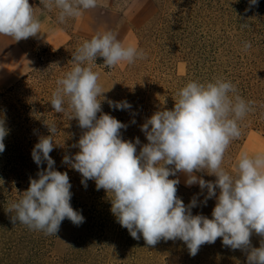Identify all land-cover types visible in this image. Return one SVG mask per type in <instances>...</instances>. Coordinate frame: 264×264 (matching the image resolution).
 Here are the masks:
<instances>
[{
	"label": "rangeland",
	"instance_id": "1",
	"mask_svg": "<svg viewBox=\"0 0 264 264\" xmlns=\"http://www.w3.org/2000/svg\"><path fill=\"white\" fill-rule=\"evenodd\" d=\"M171 1L168 11L166 8L164 11L170 13L171 27L164 29V23H159L156 33L143 40L137 38L136 32L159 12V0H97L96 8L85 10L82 16L70 18L64 24L58 22L56 9L49 12L30 3L42 25L40 34L19 42L0 35V119L8 130L4 141H17L22 152L32 158L39 138L50 135L47 124L54 123L57 126L53 137L56 145L50 156L55 161V170L67 172L72 186L71 206L85 218L79 226L66 218L56 236L42 232L32 235L34 244L41 248L48 262L247 264V254L224 246L222 238L202 245L195 256L184 249L187 246L181 240L176 243L161 239L155 246H149L142 235L140 239L132 238L111 212L110 197L105 190H97L94 180H88L85 187L81 174L62 163L65 155L74 156L79 151L74 145L84 130L76 119L70 120L69 114L56 113L52 109V92L57 79L72 68V54L76 49L85 40L105 31L113 32L123 44L135 45L146 53L145 59H138L131 65L122 63L109 69L104 67L103 58L98 57L93 66L105 92L99 97L105 98L102 112L127 125L126 129H121L122 139L134 142L139 138L138 152L148 143L141 125L156 111L173 109L178 90L192 80L195 65L201 67L204 57L209 56L227 60L226 68L230 72L247 76L255 93L254 110L240 121L238 143L233 144L222 165L232 171L240 153L251 155L264 151V0H257L256 5H250V0ZM196 20L199 27L194 28ZM195 39L197 45L200 40L204 41L202 49L205 52L196 48ZM245 42L251 43L247 51L244 50ZM202 53L205 54L201 56ZM108 101H127L132 107L114 110ZM31 165L37 173L47 168L46 162L38 166L33 160ZM5 171L0 170L3 175L0 204L7 205L12 198L20 196L17 176L10 169ZM7 174L13 177V184ZM196 175L203 178L200 173ZM169 178L180 180L177 196L185 205L197 199V206L191 209L193 215L212 218L215 197L207 199L205 204L207 190H202L198 184L186 185L185 174ZM261 239L253 234L250 237L252 246L260 247Z\"/></svg>",
	"mask_w": 264,
	"mask_h": 264
},
{
	"label": "clouds",
	"instance_id": "2",
	"mask_svg": "<svg viewBox=\"0 0 264 264\" xmlns=\"http://www.w3.org/2000/svg\"><path fill=\"white\" fill-rule=\"evenodd\" d=\"M43 9L58 10L60 24L97 7V0H39ZM257 0H250L256 5ZM248 9H246L247 11ZM41 22L29 0H0V35L19 42L40 34ZM251 48L245 42L244 50ZM72 68L56 81L50 104L56 113L78 121L83 134L74 147V156L65 155L62 163L82 176L87 187L94 180L96 189H104L111 202V212L132 238L141 235L149 246L161 239L183 241L191 256L204 244H222L247 254V264H264V151L240 153L232 172L222 167L225 154L241 135L240 121L253 111V101H245L236 86L223 78L214 81H189L178 90L173 109L156 111L141 125L148 143L122 139L127 125L102 112L105 93L99 73L93 71L98 57L109 69L145 59L146 53L135 45H125L111 31L97 33L85 40L72 54ZM114 110H128L127 101H108ZM100 114L99 116L97 114ZM135 123V121H132ZM50 135L41 136L32 150L34 162L41 166L38 179L30 178L29 188L8 207L15 223L29 229L55 235L66 218L79 226L83 215L71 206V183L67 172L57 171L50 156L56 143L57 126L47 124ZM8 134L0 119V153L5 150ZM206 172L216 177L205 181L196 175ZM186 175V185L207 189V199L215 197L212 218L197 214L193 198L188 205L177 196L176 177ZM217 189L219 190L217 194ZM259 235L260 247H253L250 237Z\"/></svg>",
	"mask_w": 264,
	"mask_h": 264
},
{
	"label": "trees",
	"instance_id": "3",
	"mask_svg": "<svg viewBox=\"0 0 264 264\" xmlns=\"http://www.w3.org/2000/svg\"><path fill=\"white\" fill-rule=\"evenodd\" d=\"M159 2V12H156L145 26L137 30L136 35L138 39L143 40L144 37L155 34L159 23H164V29H166V27H171V22L169 20L170 13L168 14L166 12L168 11V8H170L169 6L172 5V1L159 0ZM29 3L43 8V5L39 3V0H29ZM165 8L166 12H164ZM164 13H166L167 16H164ZM178 18L180 25H182V17L180 18L179 16ZM196 23H198L197 20L194 23V28L199 27ZM194 42L197 49H201L202 52H205V50L202 49L205 47L204 41L200 40V43L198 44L199 46L197 45L196 39ZM204 54L205 53H202L200 55L203 56ZM204 58L205 59H203L201 67L196 64L195 68H193L194 75L190 81L208 82L214 81L216 78H223L227 81H231L236 86L237 93L245 101L254 102L255 93L252 90V85L248 83L249 80L247 79V76L243 77L241 74H236L235 71L230 72V70L226 68L227 60L220 57L209 56ZM235 142L238 143L237 140H233L230 144L225 154V158L229 155V152ZM4 144L5 150L0 153V164H2L0 170L5 171L6 169H10L12 173L17 176L16 182L18 183H16V186L19 189V196L21 197L22 193L30 186V178L37 179V172L34 171L31 165L33 159L30 158L28 154L22 152L21 144H17V141L15 143L4 141ZM222 167L224 166L222 165ZM224 168L225 170L232 172L226 167ZM199 173L203 176L205 181L214 182L216 179L215 176L208 175L206 172ZM2 177L3 175L0 174V178ZM9 179H11L9 182L13 184V177H9ZM205 190L207 189L205 188ZM19 198H12L11 202L17 201ZM0 206V264H53L44 258L43 251L36 244H34L31 238L34 237L32 235L40 231L31 230L26 225H23L18 221L14 223L11 218L14 213L8 212L9 203H7V205L1 203ZM43 238L45 239L44 236ZM178 240L179 239L175 240V242L178 243ZM184 249L187 250L186 247H184Z\"/></svg>",
	"mask_w": 264,
	"mask_h": 264
}]
</instances>
